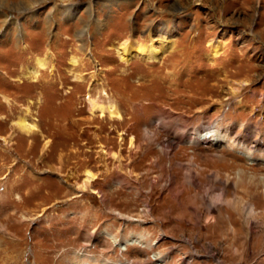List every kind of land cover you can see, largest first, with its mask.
Instances as JSON below:
<instances>
[{
	"label": "rangeland",
	"instance_id": "rangeland-1",
	"mask_svg": "<svg viewBox=\"0 0 264 264\" xmlns=\"http://www.w3.org/2000/svg\"><path fill=\"white\" fill-rule=\"evenodd\" d=\"M0 264H264V0H0Z\"/></svg>",
	"mask_w": 264,
	"mask_h": 264
},
{
	"label": "bare ground",
	"instance_id": "bare-ground-1",
	"mask_svg": "<svg viewBox=\"0 0 264 264\" xmlns=\"http://www.w3.org/2000/svg\"><path fill=\"white\" fill-rule=\"evenodd\" d=\"M129 42L126 41L124 43H121L119 46V51L121 53V56L125 60L128 58V55L132 52V50H134V48H132L134 46V44L129 43ZM218 48H219V44L214 46L213 55L218 54ZM135 49H136V51H139V53L147 55V57L150 59L155 58L156 53L158 52V50L155 47L149 48L147 45H145L143 43H139V42H137V44L135 45ZM37 62H38L37 67L31 69L29 75L36 74L39 71V68L41 69L42 67H44L46 65L47 60L45 58H39ZM111 102L112 101L106 102L102 99L91 98L90 99V109L92 110V112L98 111L103 116L105 114H109V115H111V117H121V112H120L119 108ZM16 122H17V126L25 132L29 133L35 129L34 123L29 121L27 117H20ZM207 134L208 133L206 132V135H204V137H207ZM210 135H212V134H210ZM188 175H190V177L193 179V181L197 182L196 178L193 177L194 172L189 171ZM96 178H97L96 173L92 172L91 170H86L85 183H91ZM85 186L86 185H83V187H85ZM255 210L256 209L254 206L249 207V210H248L249 214L252 216L255 213Z\"/></svg>",
	"mask_w": 264,
	"mask_h": 264
}]
</instances>
